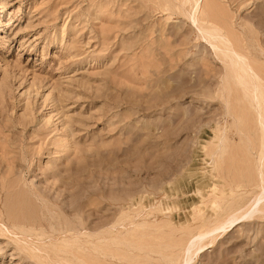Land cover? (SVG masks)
Wrapping results in <instances>:
<instances>
[{
	"label": "rangeland",
	"instance_id": "rangeland-1",
	"mask_svg": "<svg viewBox=\"0 0 264 264\" xmlns=\"http://www.w3.org/2000/svg\"><path fill=\"white\" fill-rule=\"evenodd\" d=\"M218 1L264 79V0ZM190 10L0 0V264H264L258 105Z\"/></svg>",
	"mask_w": 264,
	"mask_h": 264
},
{
	"label": "bare ground",
	"instance_id": "bare-ground-1",
	"mask_svg": "<svg viewBox=\"0 0 264 264\" xmlns=\"http://www.w3.org/2000/svg\"><path fill=\"white\" fill-rule=\"evenodd\" d=\"M190 2V14L192 16L193 23L197 24L199 20L202 21L199 30L203 33H206L209 37L211 45L218 48L227 57L228 61L230 62L228 65L231 67V71L238 81L243 84L246 89L252 91L251 94H253V97H251L253 98V101H256V105H258L259 123L261 124L262 129V151L260 153V159H262L264 157V79L262 74L256 69V67L253 66L248 56H246L241 51L242 49L240 50V40L236 38L233 31L234 26L232 24L231 16L229 13L227 14V12L217 7V5H219V1L206 0L204 4H201L200 0H190ZM207 36L204 34L203 39H208ZM210 39H215L216 41H211ZM262 182L264 183L263 176ZM262 190L264 191V185L262 186ZM262 199H264V196L260 197L258 201L261 202ZM263 206L264 204L262 205L261 203L258 209L260 211L264 210ZM29 210H27V212ZM244 218L245 213L235 218L233 217L229 219V225L231 227L235 226ZM14 226L21 229L22 231L25 230L24 227H26L20 223H17V221L14 222ZM14 258L18 257L15 256Z\"/></svg>",
	"mask_w": 264,
	"mask_h": 264
}]
</instances>
